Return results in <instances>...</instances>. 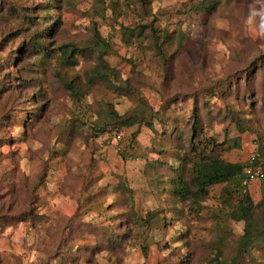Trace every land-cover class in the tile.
I'll return each mask as SVG.
<instances>
[{"label":"rangeland","instance_id":"obj_1","mask_svg":"<svg viewBox=\"0 0 264 264\" xmlns=\"http://www.w3.org/2000/svg\"><path fill=\"white\" fill-rule=\"evenodd\" d=\"M57 1L0 0V213L8 216L0 264H216L219 240V260L235 256L245 223L216 218L230 211L224 185L201 205L183 204L172 180L195 125V142L217 143L228 162L247 164L264 148V0H152V15L140 0ZM202 1L211 7L197 12ZM50 6L60 8L52 11L56 28L44 20ZM146 24V39L126 35ZM52 28L42 40L50 50L89 46V56L67 68L55 51L45 65L31 51L33 35ZM152 28L185 39L167 41L160 57ZM95 42H108L104 60L120 74L112 82L122 95L96 84L76 104L60 79L85 81ZM143 101L152 127L91 131L111 121L110 105L123 115ZM262 184L249 185L255 204ZM155 211L161 222L151 225L132 216ZM258 240L247 264H264V236Z\"/></svg>","mask_w":264,"mask_h":264},{"label":"trees","instance_id":"obj_2","mask_svg":"<svg viewBox=\"0 0 264 264\" xmlns=\"http://www.w3.org/2000/svg\"><path fill=\"white\" fill-rule=\"evenodd\" d=\"M55 1L59 3V1ZM140 1L142 5L150 6V11L148 13L149 15H152V0ZM211 3L212 2H210V4ZM210 4L208 1H202L198 6L197 12L205 11L207 7H211ZM57 8L59 7L50 6L44 11L46 13L44 20L50 19L53 21L54 19L55 22L53 28H56L57 24L59 23V21H57L55 16L52 14V11L56 10ZM153 17L155 18L154 14ZM150 26L151 25L146 24L141 27L134 28L132 31L126 29V31H130V33L126 35L136 38L137 41L144 40L147 38V36H144V34L149 30V28H151ZM53 28L46 29L43 32L35 33L33 35L34 47L31 49V51L36 53V55H39L43 63H46L45 65L49 64V61L53 57L51 54H53L55 51L60 53L58 58L59 63L62 64V67L67 68L76 67L79 65L78 59L80 57L89 56V46L79 47L76 45L65 44L60 48L50 50L42 40L45 38V35H47L49 38L52 36L54 30ZM150 30L153 33H157L156 37L153 35L155 38L152 39V49L157 50V54H159L160 57H164L166 55L162 45L167 41L170 43L176 42L177 45H180L185 39H183L185 36L182 32L170 33L168 30H166L163 35H160V30L156 31L153 28ZM95 49L99 52L98 58L95 66L92 67L89 72H86L85 81H83L82 77L79 76L70 80L65 78L60 79L62 85L69 91L76 104H80L85 99L86 95L92 91L96 84L107 85L108 88L118 92L123 91L121 86H118L112 82L115 78L116 80H120V74L116 69L111 68L104 60V55L109 53L108 42H104L103 44L95 42ZM25 50L26 48H19V51L21 52H25ZM21 70H24V68H21ZM259 71H261V69H259ZM248 77L249 76H244V79H248ZM252 77L253 75L249 78ZM29 82L32 83V80ZM126 90L129 91L128 89ZM119 95H122V93L119 92ZM108 113L112 118L111 121L91 124V131L96 135L99 134V132H105V129H107L110 125L112 126L111 128L113 130L117 131L123 128H132L136 125H146L147 127H152V113H154V111L151 107L147 106L144 101L139 106V108L123 115L119 114L113 108V106L110 105ZM37 117L38 115H34L31 121H34L37 119ZM83 120L80 119V121L85 124ZM196 128L197 126L195 125L191 130L188 151L184 158L181 159V167L172 180L173 199L183 204L191 201L193 204L201 205V201L208 197L211 187L215 185H224L222 196L226 199V204L230 206V211L229 213L217 214L216 218L219 219V217L224 216V220H227L228 218V220L232 219L235 222H244L245 234L239 243V248L236 249L237 254L230 258H225L222 261L219 260V256L221 255V249L224 243L222 240H219L214 261L216 264H247V259H249L248 261L253 262L254 258L252 256V252L260 242L258 240V235L264 236V178L260 180L263 182V198L259 203L255 204L249 193V185L251 184V180L247 175L246 170L249 167H260L264 173V148L259 145V150H257V152L254 154L256 155V158L253 163H251V161H249L247 164L228 162L222 159L221 152L223 150H219L217 143L214 142V148L212 147L209 149V144L202 142L200 143V141L195 142L198 136ZM199 143L201 145H199ZM236 195L239 198L237 199V204L230 205V200L235 199ZM160 214V211H155L150 213L148 218L145 220H143V218H138L136 215L132 216L134 217L135 222L140 221L141 224L146 223L147 225H151L161 222L159 219ZM25 215L30 214L27 212L24 214V216ZM7 217L8 216L6 214L0 213V221L7 219ZM127 235V232H123L120 234L119 239L125 240L127 239ZM107 239L109 243H113L114 245H117V243L120 241L117 240L114 234H112V237H107Z\"/></svg>","mask_w":264,"mask_h":264},{"label":"built area","instance_id":"obj_3","mask_svg":"<svg viewBox=\"0 0 264 264\" xmlns=\"http://www.w3.org/2000/svg\"><path fill=\"white\" fill-rule=\"evenodd\" d=\"M256 155H253L251 157V163H253L255 161ZM247 175L249 176L251 182L252 180L258 179L261 180L264 178V173L262 171V169L260 167H249L246 170Z\"/></svg>","mask_w":264,"mask_h":264}]
</instances>
